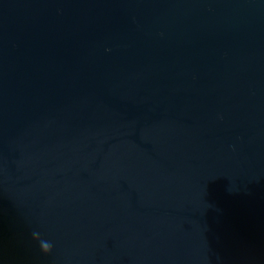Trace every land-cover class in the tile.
I'll use <instances>...</instances> for the list:
<instances>
[{
	"label": "water",
	"instance_id": "water-1",
	"mask_svg": "<svg viewBox=\"0 0 264 264\" xmlns=\"http://www.w3.org/2000/svg\"><path fill=\"white\" fill-rule=\"evenodd\" d=\"M0 264H264V0H0Z\"/></svg>",
	"mask_w": 264,
	"mask_h": 264
},
{
	"label": "clouds",
	"instance_id": "clouds-1",
	"mask_svg": "<svg viewBox=\"0 0 264 264\" xmlns=\"http://www.w3.org/2000/svg\"><path fill=\"white\" fill-rule=\"evenodd\" d=\"M50 244H48L47 242H45L44 244H43V248H44V250L45 251H48V250H50Z\"/></svg>",
	"mask_w": 264,
	"mask_h": 264
}]
</instances>
